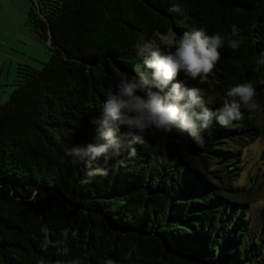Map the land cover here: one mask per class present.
<instances>
[{
  "label": "trees",
  "instance_id": "16d2710c",
  "mask_svg": "<svg viewBox=\"0 0 264 264\" xmlns=\"http://www.w3.org/2000/svg\"><path fill=\"white\" fill-rule=\"evenodd\" d=\"M26 20L49 56L41 66L18 62L0 103V264H264V213L250 207L264 166L238 181L244 147L264 134L257 108L201 131L202 145L153 130L107 176L89 177L67 154L97 142L92 121L118 81L147 71L141 37L220 34L208 78L179 79L213 109L229 88L251 83L264 107V0H30ZM229 39L244 43L233 50Z\"/></svg>",
  "mask_w": 264,
  "mask_h": 264
},
{
  "label": "clouds",
  "instance_id": "9594fccd",
  "mask_svg": "<svg viewBox=\"0 0 264 264\" xmlns=\"http://www.w3.org/2000/svg\"><path fill=\"white\" fill-rule=\"evenodd\" d=\"M171 11L180 12V9L173 7ZM238 34L239 30L233 26L232 36ZM158 39L159 44L141 37L136 52L147 71L137 67L134 77L121 78L115 93L103 102L99 116L92 121L97 126V142L74 145L67 150L74 163L86 165L89 177L107 176L114 167L111 162L117 157H135L134 145L142 143L144 135L153 130L187 134L202 145L201 131L211 130L214 124L227 128L243 119L242 107L248 112L259 107L254 101L257 92L251 83L229 88L230 99L213 109L207 106L199 89L188 87L179 79L181 73L191 80L208 78L221 58L220 49L225 40L220 34L207 35L203 29H197L184 32L179 40L173 35ZM243 43V39L228 40L233 50H238ZM160 44L167 50H162ZM122 128L126 131L121 136L118 134ZM100 162L104 167L96 166ZM9 195L15 196L14 191ZM36 195L34 191L30 201Z\"/></svg>",
  "mask_w": 264,
  "mask_h": 264
},
{
  "label": "crops",
  "instance_id": "0c3cea01",
  "mask_svg": "<svg viewBox=\"0 0 264 264\" xmlns=\"http://www.w3.org/2000/svg\"><path fill=\"white\" fill-rule=\"evenodd\" d=\"M29 5L30 0H0V86L13 78L18 62L35 61L33 57L45 53L46 42L40 40L27 23ZM0 91L4 92V88ZM7 94L6 91L0 93V98Z\"/></svg>",
  "mask_w": 264,
  "mask_h": 264
},
{
  "label": "rangeland",
  "instance_id": "374dc122",
  "mask_svg": "<svg viewBox=\"0 0 264 264\" xmlns=\"http://www.w3.org/2000/svg\"><path fill=\"white\" fill-rule=\"evenodd\" d=\"M165 35H172L171 33L169 34H159L157 37H155L154 40L156 43L159 42V37L160 36H165ZM176 38V37H175ZM178 40V39H177ZM45 53L40 54L38 57H33L35 61L29 62V64L33 66H41L42 62H45L48 59L49 56V51L47 50V45L45 44ZM14 75H15V70L13 73V78L8 82L0 86V88H4V92L0 91V93H5L13 88V80H14ZM9 87H6V86ZM6 88H11V89H6ZM9 91V92H10ZM9 97V93L7 94V97H2L0 98V102L3 103V101ZM258 111V117L261 118V121L264 123V107L259 105L257 107ZM244 154L246 157L245 161V167H244V172H242V175L240 179L238 180L241 183H244L248 181V174L251 172H254L260 165L264 166V134L260 135L258 138H256L254 141H252L250 144L244 147ZM251 211L254 214L255 218H258V215L261 213H264V187L259 188V198L256 200L254 203L250 205Z\"/></svg>",
  "mask_w": 264,
  "mask_h": 264
},
{
  "label": "water",
  "instance_id": "95a60500",
  "mask_svg": "<svg viewBox=\"0 0 264 264\" xmlns=\"http://www.w3.org/2000/svg\"><path fill=\"white\" fill-rule=\"evenodd\" d=\"M49 28V27H48Z\"/></svg>",
  "mask_w": 264,
  "mask_h": 264
}]
</instances>
